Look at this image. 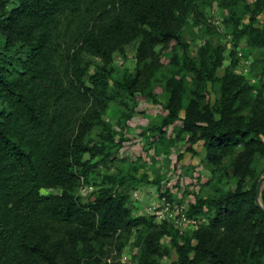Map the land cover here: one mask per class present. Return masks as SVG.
Here are the masks:
<instances>
[{
	"label": "trees",
	"instance_id": "trees-1",
	"mask_svg": "<svg viewBox=\"0 0 264 264\" xmlns=\"http://www.w3.org/2000/svg\"><path fill=\"white\" fill-rule=\"evenodd\" d=\"M212 1L0 0V264H56L57 252L49 249L52 223L77 228L73 246L81 245L74 250L85 264H99L94 244L123 231L134 232L137 264H162L172 251L171 264H264V183L260 205L256 201L264 174V81L251 97L252 86L235 72V60L217 75L223 47L205 42L196 56L185 53L182 26L190 16L199 19ZM220 1L234 45L243 40L264 50V0ZM82 4L83 29L62 56V15L71 11L77 17ZM168 41L182 52L172 54L164 76L156 79L166 113L154 131L162 135L180 121L186 149L194 153L201 142L206 166L214 172L225 164L228 177L217 173L213 193L188 205L186 214L199 225L184 234L167 221L132 215L126 189L117 188L125 178L94 171L114 154V144L107 145L115 132L102 118L108 105L130 113L138 95L160 100L151 81L139 76L153 75L154 68L114 79L104 65L89 73L92 58L107 59L136 43L141 65ZM65 77L73 99L66 96ZM92 131L98 141L90 138ZM92 174L99 176L94 180ZM82 178L96 186L88 201L76 192ZM55 186L59 193L41 191Z\"/></svg>",
	"mask_w": 264,
	"mask_h": 264
},
{
	"label": "rangeland",
	"instance_id": "rangeland-1",
	"mask_svg": "<svg viewBox=\"0 0 264 264\" xmlns=\"http://www.w3.org/2000/svg\"><path fill=\"white\" fill-rule=\"evenodd\" d=\"M86 10V5L82 4L77 17L72 18L71 11L62 15L61 39L57 46L58 53L62 56L77 44L79 32L84 26ZM201 14L199 19L190 16L187 23L182 26V35L187 43L185 53L192 57L196 56L200 46L205 42L223 47L224 59L216 71L217 75H222L225 67L235 60V72L246 77L252 86L250 95L254 97L264 81L261 73L264 50L249 47L243 40L234 45L224 23L227 9L220 0L212 1L202 7ZM181 52L173 41L160 43L155 46L154 52L146 58L145 63L140 65L137 44L132 43L126 45L123 52L113 51L107 59L93 57V65L89 68V73H92L96 64L104 65L110 69L111 77L114 79H120L123 75L132 77L136 73L139 74L142 67L154 68L153 75L143 71L139 76L142 74L143 80L151 81L152 90L160 103L153 102L143 93L135 98V106L130 113L117 103L111 102L108 105L102 118L115 132L114 139L107 145L114 144L112 149L114 154L105 162H99L94 171L100 175L113 174L118 178H125V183L119 184L117 188L126 189L127 204L131 214L151 216L155 221L156 215L152 212L153 209H149L150 206L155 205L160 209L163 207L162 203L167 201L171 209L183 207L186 211L188 205L194 202L197 196L213 193L217 173L223 174L222 179H228L223 173L227 170L225 164H221L220 169L215 167L214 172L206 166L203 161L205 150L201 142L194 145V153L186 149V137L178 132L180 121L165 128V133L162 135L154 131L166 113L162 106L163 91L156 79L164 76L172 54ZM63 86L66 96L73 99V89L66 77ZM180 115L183 116V112ZM70 132L76 133V130L73 131V126ZM89 136L93 138V142L99 140V136L94 131L90 132ZM84 159L94 163L97 162L98 157L90 159L88 154H84ZM99 174H92V177L95 176L94 180ZM99 181L100 179L97 182ZM95 188L92 182L86 183L82 178L78 182L76 192L83 201H88L94 197ZM60 190L59 186L41 188L46 194L59 193ZM170 224L177 228L180 234H184L183 228ZM52 225L54 231L50 235L49 249H55L57 252L56 264H85L84 260L79 261L75 251L80 250L81 245L73 246V242L78 237L75 236L77 228L68 224L52 223ZM180 229L183 231L180 232ZM168 240L169 237L165 236L162 242L167 243ZM94 247L99 264H137L134 232L131 234L127 231L117 232L109 239H100ZM174 258L175 254L172 251L170 255L164 256L161 262L171 264Z\"/></svg>",
	"mask_w": 264,
	"mask_h": 264
},
{
	"label": "built area",
	"instance_id": "built-area-1",
	"mask_svg": "<svg viewBox=\"0 0 264 264\" xmlns=\"http://www.w3.org/2000/svg\"><path fill=\"white\" fill-rule=\"evenodd\" d=\"M162 206L163 207L160 209H158V207L155 205L149 207V209H153L152 212L156 215L155 218L157 219V222L167 221L180 226L184 229V231L193 230L198 227L199 221L195 218L189 217L183 207H176L173 210L170 208V205L167 201H164ZM182 231L183 230L180 229V232Z\"/></svg>",
	"mask_w": 264,
	"mask_h": 264
},
{
	"label": "water",
	"instance_id": "water-1",
	"mask_svg": "<svg viewBox=\"0 0 264 264\" xmlns=\"http://www.w3.org/2000/svg\"><path fill=\"white\" fill-rule=\"evenodd\" d=\"M264 183V175L261 176L256 184V201L257 203L260 205V200H259V194H260V190H261V187Z\"/></svg>",
	"mask_w": 264,
	"mask_h": 264
}]
</instances>
